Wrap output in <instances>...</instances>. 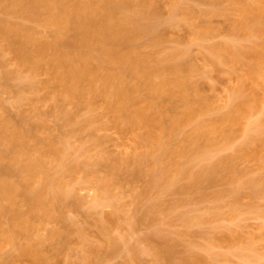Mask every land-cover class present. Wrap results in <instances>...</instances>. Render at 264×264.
<instances>
[{
    "label": "rangeland",
    "instance_id": "obj_1",
    "mask_svg": "<svg viewBox=\"0 0 264 264\" xmlns=\"http://www.w3.org/2000/svg\"><path fill=\"white\" fill-rule=\"evenodd\" d=\"M22 1L0 0V20L23 24L35 42L55 44L58 37L75 35L73 27L60 33L46 10ZM136 1L128 8L130 14L138 10ZM142 2L155 12L152 19L142 20L155 24L156 35L142 33L131 44L157 59L177 53L182 71L191 70L180 74L189 75L195 87L191 100L200 98L207 107L173 140H166L168 149L182 147L202 120H210L208 129L224 126L230 138L218 137L208 145L210 151L184 147L185 155L182 150L174 159L178 170L172 168L177 171L170 176L181 174L183 166L185 175L174 178L170 188L164 179L156 186L152 165L137 174V159L147 151L145 140L151 131L158 133L156 129L134 126L101 97L90 100L86 82L70 90L69 69L59 51L51 48L42 56L21 57L17 38L0 36V127L6 126L9 136L24 132L29 154L46 161V168L37 167L33 175L11 162L15 170L7 177L21 185L29 181L32 188L48 176L58 183L46 194L41 210L33 212L23 194L9 207L10 201L0 200L20 212L16 217L0 214V264H264V0ZM226 44L232 51H210ZM128 78L132 85L141 82L139 77ZM169 93L162 95V105L175 116L181 102ZM227 115L236 125L222 122ZM2 140L0 154H5L11 140ZM228 156L235 157L232 169L220 165ZM209 164L220 166L221 174L195 187L191 174ZM152 205L157 210L151 211ZM20 220L29 227L21 229ZM28 246H34L35 253L20 249Z\"/></svg>",
    "mask_w": 264,
    "mask_h": 264
},
{
    "label": "bare ground",
    "instance_id": "obj_2",
    "mask_svg": "<svg viewBox=\"0 0 264 264\" xmlns=\"http://www.w3.org/2000/svg\"><path fill=\"white\" fill-rule=\"evenodd\" d=\"M73 1L74 4L69 5L66 2V0H27V4L29 8L46 10L49 16L48 21L56 25L60 33L63 31H68L71 27H73L75 32L71 30L72 28L70 29L71 31H73V34L75 33L73 37L71 36L65 39L63 38L64 40L61 37H58L55 44L35 42L34 35L30 30H28L23 24L14 23L9 19L0 20V36L5 38H9V37L17 38L18 42L22 47L21 51L19 52V55L21 57L29 58L32 55L42 56L47 49H51V48L55 49L56 51H59L62 57L64 58L65 65L69 69L68 76L70 78V86H69L70 90L74 91L76 90L77 84L86 82L88 84V94L90 96V100H92L93 98L101 97L107 101V106L110 110H112L118 115L126 116L134 126H146L149 128L156 129L158 133L151 131L148 138L145 140L147 151L145 152L144 155L142 154L141 156H139L140 158L139 160L137 159L138 161L137 163L140 166V167L138 166L139 169L137 170L138 171L137 174L138 173H139L138 175L143 174L141 172L143 171L145 165H152L153 166V170L151 171L152 173L151 177L153 178L152 181L156 184V186H158L157 183H159L160 185V183L164 179V182L166 181L167 183L166 182L163 183L165 185L167 184L168 186V184H170L172 181L175 182L174 178L176 179L181 174L185 175L183 173H186L184 172L183 169L184 166L183 167L180 166L182 168L179 169V172H182V170L183 172L177 175V177H175V174H173L174 176H170L172 174V171L175 169L174 167H176V169L179 167L178 166L179 164L175 163L176 161H174V159L178 153H181L180 154L181 156L183 155L182 150L184 147L190 148L192 146L193 147L197 146L199 148L201 147L200 149L202 150L207 148L206 150L210 151V147L213 146L212 142L214 144V141L216 142V139L218 137L221 138V136L223 135L229 137L231 133L224 132L222 130L224 126L221 128L218 126L212 129H210L211 128L210 127L208 129V127L211 124L210 120L209 122L202 120L203 122L201 121L198 122L196 127L194 128V131L192 130L193 132L186 138V140L188 139V141L187 142L185 141L186 144V145L184 144L185 146L184 145L182 147L180 146V148H176L177 147L176 146L174 148L168 149L167 142L169 141V139L173 140L175 136L179 134L182 129H184L185 126L193 122L196 116L201 114V112L203 111L204 112L207 111L204 110V108L206 109L207 107H205L204 105L201 106L203 102H200L201 101L200 98L195 99L197 101L193 102L194 99L191 94H193V92H196V90L194 91L195 87H193L192 84L190 83L189 81L190 79L188 78L189 75H187L186 77L183 76L181 77L182 74L183 75L185 74L183 71L186 69L190 70V68L188 69L187 67L182 71L184 64L182 63L183 64L182 65L180 64V62L175 61V59L177 58L176 57L177 53H174L169 56L168 54L159 55L161 58L157 59L156 57H154L155 56L154 54L152 53L146 54V52H144L145 54L141 53L142 49L140 47L139 49L137 45L134 46L131 44L135 42L137 38H140L142 33L144 36L145 32L150 33L151 31L155 30L154 23L150 22L151 24L150 23L148 24L147 23L148 20H146L145 21L147 23L146 24L142 20L143 18L145 17L147 18L148 16L149 17L151 16L150 18L152 19L154 17L153 15L155 14V12L153 13L152 9H151L152 12H150V10L148 11L147 7H145L146 3L144 2L145 3L144 4L142 0L139 1L137 0L138 2L136 1L137 2L136 6L138 7V10H136L137 8H134L136 12L131 11L132 12L131 14L129 13L130 10H128V8H131L132 6L135 7V2H134L135 0H73ZM16 2L22 3L23 1L16 0ZM172 9L175 8L172 7ZM9 10L6 11L9 12ZM262 10L264 11V9ZM171 11L172 13H174L173 10ZM213 13L214 12H212V14ZM174 14L176 15L177 13L175 12ZM259 17H260V13H259ZM23 32H26V34H23ZM153 32H152V36L156 33ZM208 33L209 31L207 30L206 34L210 36ZM156 40H158V38H156ZM152 41L156 43L155 40ZM227 45L228 44H226V46L225 45L218 47L212 46L213 48L210 47L209 48L210 51L213 52L228 53L232 51V49L229 46L227 48ZM70 47L74 48L71 51L72 53L62 51L63 48H70ZM229 49L230 51H228ZM179 51L181 53V50ZM52 62L53 64H56L57 61L52 60ZM190 72L191 70L189 71V73ZM126 73L128 74L127 75L128 77L132 78L133 81H135L139 77L137 80L138 82L140 81L141 82L139 84L136 83L132 85L135 82L131 84L130 82L132 81L130 80V78H128L130 81L126 80L127 77L125 75ZM140 78L141 80L139 81ZM143 90L144 92L146 91L147 93L144 94ZM167 90L170 91L169 95L171 97L174 98L178 97V99H180L181 102L182 109L179 112L177 111V113H175V116L170 115L168 113V110L165 111L166 109L163 108L164 106L162 105L161 98H163L162 95ZM111 98H113V100L115 99V101L111 102V100H109ZM90 103L91 102H88V104ZM165 114L168 115L169 117L165 116ZM235 120L236 119L233 118V116L231 118V115L230 116L227 115V117L223 118L222 122L223 123L228 122L230 124V122L233 121L232 123L236 125ZM234 124H230V125L234 126ZM5 127L4 126L0 127L1 128L0 142L3 141L2 139L5 140L4 142H6L7 138L8 140L10 139L11 141L9 142L11 143L9 142L8 143H9V147L11 146L10 147L11 149L8 150L7 148L9 147H7L6 149L8 151H6L5 154L4 152L3 154H0V200L2 199L3 201L5 199L10 201V203H8V207H9V205H12L11 203L16 204V201L14 200V198H16L15 196H18L19 194L20 195L23 194L22 195L23 198L24 196L26 197V201L31 206L30 209H32L33 212L34 210L37 209L41 210L40 208L42 207V204L46 199L45 198L46 194L49 195L53 193L56 187L58 186V183L55 182V176L46 177V179H44L45 180L44 184L43 182H41L39 186L32 185L33 188L31 187L29 181L27 182L25 181L24 185L23 184L21 185V183L23 182L17 184L9 180L10 178L8 179L7 175L8 174L12 175L13 171L15 170V169L14 170L11 169L13 166L11 165V162L14 163V165L15 164L23 165L24 169L23 168L22 169L26 171L25 173L29 175L31 174L33 175L34 171H37L36 168L43 167L46 164V161H42L37 158H34L29 154L27 140H26L27 136L24 132H19V130H17L16 134L13 133L12 135L9 136L8 134H6L8 133V131ZM202 138L204 139V144L202 141H199ZM167 139L168 141H166ZM202 144L203 146H201ZM208 145H210V147H208ZM199 148L198 150H196L197 148H194V150L199 151L200 150ZM183 152L185 155L186 150L184 149ZM192 155L193 154H191L190 157ZM23 157H26V159L24 160ZM234 159L235 157L229 158L228 156L227 159L220 160L221 161L220 165L225 166V168L227 169H232ZM6 160H8L7 162L10 161V163L9 164H7V162L5 163ZM219 167L213 164H209V166L206 165L204 167H201V169L198 170V172H195V174L194 173L191 174L193 175L192 178L194 180V186L196 187L199 184H202L203 182H207V180L212 181L213 178L214 179L217 178L221 174L218 173L221 172L219 170ZM172 168L174 169L172 170ZM174 182L171 183V186L172 184H175ZM26 183L28 186L30 185L29 186L30 188H28ZM155 184L152 185L154 186ZM168 188H170V185L168 186ZM30 193L31 195L28 196V194ZM4 206L6 205L2 206L0 203L1 215H10V217H16L18 214L20 215V212L18 210H17L18 211L17 214V211H15L14 209L6 208ZM150 209L151 211L152 210L155 211V209L157 210V208L154 205H152ZM23 221L24 220H22L20 223L21 229L22 227H26V228L29 227L26 226L27 223ZM14 224L11 227H14ZM3 232L4 231H2V233ZM12 234L13 232H11V235ZM6 235H8V233H6ZM11 235L9 236L11 237ZM11 240L14 244L15 240L13 241L12 238ZM20 249L25 254L35 253L36 251L34 246H28V248H23V249L20 248ZM150 251L153 252V250ZM157 254L159 255L158 252ZM212 256L214 255L212 254ZM212 256L210 257L212 258ZM247 259H249V256H247ZM200 261L202 262L203 260ZM185 262L182 263L188 264L187 263L188 261Z\"/></svg>",
    "mask_w": 264,
    "mask_h": 264
}]
</instances>
